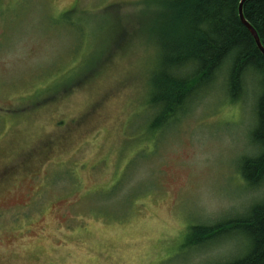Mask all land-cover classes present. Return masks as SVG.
I'll return each instance as SVG.
<instances>
[{
  "label": "rangeland",
  "instance_id": "1",
  "mask_svg": "<svg viewBox=\"0 0 264 264\" xmlns=\"http://www.w3.org/2000/svg\"><path fill=\"white\" fill-rule=\"evenodd\" d=\"M165 1L0 0V264H219L242 249L186 237L264 198L239 170L260 78L232 100L216 72L153 123L178 14Z\"/></svg>",
  "mask_w": 264,
  "mask_h": 264
},
{
  "label": "trees",
  "instance_id": "2",
  "mask_svg": "<svg viewBox=\"0 0 264 264\" xmlns=\"http://www.w3.org/2000/svg\"><path fill=\"white\" fill-rule=\"evenodd\" d=\"M238 2L168 0L165 3L168 11L178 14L174 20L176 28L169 33L171 40L164 44L166 61L155 77L152 100L157 110L153 123L166 122L187 94L198 84L205 85L218 70L227 73L225 87L232 100L240 97L243 75L255 74L262 87L256 102V120L249 132L256 153L243 156L239 170L243 181L257 189L264 182V56L238 18ZM242 11L264 45V0H245ZM186 66L192 72L181 76L179 71ZM236 233L242 236V249L233 259L219 264H264V198L250 205L243 217L213 225H190L186 245L219 234Z\"/></svg>",
  "mask_w": 264,
  "mask_h": 264
},
{
  "label": "water",
  "instance_id": "3",
  "mask_svg": "<svg viewBox=\"0 0 264 264\" xmlns=\"http://www.w3.org/2000/svg\"><path fill=\"white\" fill-rule=\"evenodd\" d=\"M245 0H239L238 7H237V15L241 23L246 27V29L250 32L251 36L253 37V40L259 49V51L264 56V45L262 44L257 31L255 28L245 19L243 11H242V5Z\"/></svg>",
  "mask_w": 264,
  "mask_h": 264
},
{
  "label": "bare ground",
  "instance_id": "4",
  "mask_svg": "<svg viewBox=\"0 0 264 264\" xmlns=\"http://www.w3.org/2000/svg\"><path fill=\"white\" fill-rule=\"evenodd\" d=\"M217 72H220V70H218ZM246 75H248V74H246ZM245 75V76H246ZM257 75V74H256ZM244 79V77H242V80ZM212 81H213V78L211 77V79L210 80H208V82H206V84H205V86H210L211 84H212ZM240 96V95H239ZM241 97V96H240ZM239 99V98H238ZM250 142H251V145H252V147H253V149H254V151L249 155V156H254V154L256 153V149H255V146H254V144H253V142H252V140L250 139ZM264 187V182L262 183H260V186H259V188H263ZM230 220V219H229ZM229 220H227V221H229ZM227 221H224V223L225 222H227ZM223 223V222H222ZM205 225H209V224H205ZM210 225H213V224H210ZM237 234V236L239 235L238 233H236ZM221 234H219L218 236H214L213 238H207L206 240H204V241H202V242H199V243H195V244H193L192 245V247H195V248H202V246H203V244H208V243H210L211 242V240H214V239H217V238H219V236H220ZM235 235V234H234ZM240 236V235H239ZM242 237V236H241ZM240 237V240L242 241V243H243V239ZM243 245V244H242ZM239 252H240V250H239ZM238 252V253H239ZM238 253H236L234 256H232L231 258L233 259L235 256H237V254ZM230 258V259H231ZM229 260V259H228ZM228 260H226V261H228ZM223 263V262H222ZM216 264V263H215Z\"/></svg>",
  "mask_w": 264,
  "mask_h": 264
}]
</instances>
